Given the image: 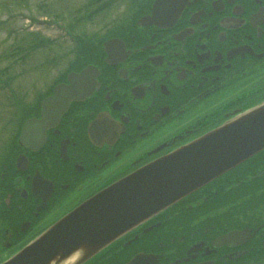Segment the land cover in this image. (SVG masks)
<instances>
[{"label": "flooded vegetation", "instance_id": "1", "mask_svg": "<svg viewBox=\"0 0 264 264\" xmlns=\"http://www.w3.org/2000/svg\"><path fill=\"white\" fill-rule=\"evenodd\" d=\"M153 2L130 0L104 38L83 40L88 60L76 71L95 66L98 83L45 138L36 129L19 141L24 122L10 137L2 128L0 248L264 100V0H165L154 21L139 24ZM60 82L67 77L24 119L41 117L42 98ZM214 170L188 175L179 199L152 204L87 264H132L149 253L160 264H264V149Z\"/></svg>", "mask_w": 264, "mask_h": 264}, {"label": "water", "instance_id": "2", "mask_svg": "<svg viewBox=\"0 0 264 264\" xmlns=\"http://www.w3.org/2000/svg\"><path fill=\"white\" fill-rule=\"evenodd\" d=\"M157 18L165 0H154ZM144 18L140 20L142 22ZM111 41H107L105 45ZM97 69L89 65L80 73L71 72L70 83H60L54 94L42 102V118L27 119L21 141L37 127L58 122L72 100L91 93L97 83ZM264 148V102L245 115L227 122L184 149L107 187L98 195L57 220L31 243L1 264H82L128 229L135 227L152 204L168 205L184 194L183 184L198 168H213L215 177L245 157ZM204 184V179L189 181ZM156 209L154 214L159 211Z\"/></svg>", "mask_w": 264, "mask_h": 264}, {"label": "rangeland", "instance_id": "3", "mask_svg": "<svg viewBox=\"0 0 264 264\" xmlns=\"http://www.w3.org/2000/svg\"><path fill=\"white\" fill-rule=\"evenodd\" d=\"M89 1L90 0H22L20 5L19 2L15 4L13 0H10L9 11H21L15 13L14 17L9 21L10 33H8V29L7 33L5 30H0V56L6 54L12 56L15 53L16 58H18L19 56L16 55V52H18L17 48L21 46L20 44H23L25 47L27 43L33 44L32 42H28L26 37L21 39V35L30 37V32H36V36L41 35L45 39V42H47L44 48L34 46L29 49V57L23 59L24 62L20 61V58L18 61L15 58L17 64L10 69L12 77L17 78L15 80L22 89L13 88L9 92V95L13 96V98L9 100V105L11 106L16 102L14 94L20 96V92L23 98L21 100L27 101V106L25 105L23 111L20 113L22 116H25V113L28 112L27 109H29L32 104L38 102V98L48 86L45 84L53 83L55 80L63 78V73H65L66 70L75 66V68L81 67L86 59H88V56L85 54H78V57L75 56L77 51L76 48H73L74 44H72L71 38L69 37V28H74L73 30L71 29V31L77 36L83 38L94 37L96 40L104 36L105 29L109 25H113L114 21L123 18L124 12H122V10L125 9L122 5L124 3L127 4L128 7L131 5L130 0L116 1L108 10L102 11L99 15L93 16L87 21L82 20L80 23H77V21L82 19L81 15H83L87 9H91V7L88 6H91L93 2L89 3ZM85 5H87V7L82 8V6ZM19 7L20 9H18ZM4 9V11H6L8 6ZM11 14H14V12ZM51 14H55L56 17ZM13 29L17 31L18 29L20 30L16 34H13ZM6 34H9V39L5 38ZM72 50L74 54H71ZM51 55L55 57V62H57V65L54 66L55 70L52 69L53 60L52 57H50ZM47 57H50V62L45 63L44 61ZM11 63L9 64L11 65ZM7 64L8 62L3 61L0 63V68ZM8 81L9 80L6 79V82ZM6 100L7 97L1 94L0 91V122H5L6 115L8 114L6 110H9V107L3 106L7 104L8 101Z\"/></svg>", "mask_w": 264, "mask_h": 264}]
</instances>
